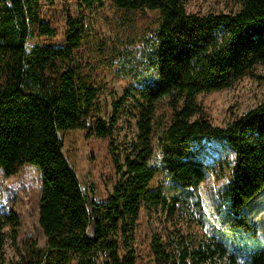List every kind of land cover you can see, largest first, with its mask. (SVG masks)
Returning <instances> with one entry per match:
<instances>
[{"label":"trees","instance_id":"obj_1","mask_svg":"<svg viewBox=\"0 0 264 264\" xmlns=\"http://www.w3.org/2000/svg\"><path fill=\"white\" fill-rule=\"evenodd\" d=\"M73 1L91 8L105 0ZM108 1L117 28L106 46L88 16L72 17L69 8L63 44L30 45L35 35H54L41 19V0H0V170L5 176L24 164L40 170L38 223L45 237L44 246L25 240L6 260L5 245L14 241L19 220L12 211L0 213V264H138L132 242L140 210L184 214L190 199L198 208L197 189L215 152L231 154L216 212L243 226L249 238L254 233L242 209L264 188V98L214 126L197 97L231 86L264 63V0H239L236 12L206 13L187 11V0ZM98 67L132 82L111 103L107 119ZM122 114L135 117L137 132L122 162L113 154L119 176L99 201L91 184L80 185L61 135L81 129L112 138ZM112 143L114 153L119 146ZM214 231L202 239L178 230L166 240L153 237L143 264H264V243L251 238L240 245Z\"/></svg>","mask_w":264,"mask_h":264},{"label":"rangeland","instance_id":"obj_2","mask_svg":"<svg viewBox=\"0 0 264 264\" xmlns=\"http://www.w3.org/2000/svg\"><path fill=\"white\" fill-rule=\"evenodd\" d=\"M187 11L206 13L236 12L239 0H187ZM77 17V12L88 16L90 26L109 46L115 39V8L105 0L102 6L91 8L77 7L73 0H41V19L54 30L52 36L35 35L28 44L60 45L64 43L65 16ZM83 55L88 50L83 49ZM99 68V69H98ZM96 81L102 86L99 102L107 119L110 115L111 103L122 96L123 91L132 83L129 78L119 74L115 69L98 67ZM198 100L205 109L211 124L224 126L232 117L241 115L248 109L259 104L264 98V63L253 68V74L238 78L231 86L198 95ZM124 109L134 111L128 104ZM136 119L131 114H122L115 125L113 137L97 138L87 136L84 130L65 131L61 135L62 151L75 172L82 187L93 186L97 200L102 201L111 193L118 173L114 166L113 154L119 155L120 162L124 159L123 148L129 150V140L135 138ZM119 146L114 153L109 150ZM212 145V144H211ZM229 152H215L209 161V174L198 186L199 206L190 199L184 214L167 212L166 208L152 207L141 209L134 231L132 247L137 256L138 264H143L149 253L153 237L166 240L170 233L178 230L192 238L202 239L215 233V229L225 231L228 236L240 245L255 240V244L264 243V188L243 206V214L252 223L253 235L249 238L243 226H235L225 218V213L217 214L216 207L220 202L218 190L230 178ZM216 158V159H215ZM157 180V178H155ZM41 195V173L31 164H24L11 176H5L0 170V213L14 212L19 220L14 241L6 242L4 253L6 260L17 255V249L25 240L35 241L39 246L45 245V237L38 223V205ZM224 219V224L220 221ZM6 228H4L5 230ZM252 238V239H251ZM231 243V240L228 239Z\"/></svg>","mask_w":264,"mask_h":264}]
</instances>
